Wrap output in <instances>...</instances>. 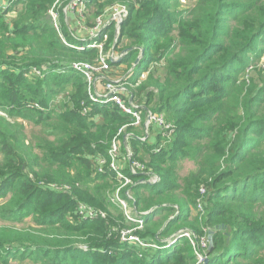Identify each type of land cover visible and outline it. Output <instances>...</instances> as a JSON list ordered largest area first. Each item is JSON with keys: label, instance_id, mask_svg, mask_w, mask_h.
Wrapping results in <instances>:
<instances>
[{"label": "trees", "instance_id": "trees-1", "mask_svg": "<svg viewBox=\"0 0 264 264\" xmlns=\"http://www.w3.org/2000/svg\"><path fill=\"white\" fill-rule=\"evenodd\" d=\"M55 1L9 0L0 8V219L22 222L32 216L38 226L2 227L0 264H10L7 255L19 246L23 255H37L33 264L47 256L50 264H198L199 251L189 238L172 246L165 241L182 229L198 242L207 241L203 254L209 261L203 264H264V67L257 78L247 70L248 55H262L257 43L264 39V14L242 25L256 14V1L197 0L182 7V0H140L130 6L121 27L122 39L130 40L123 48H145L130 80H138L153 63L167 61L134 94L153 112L174 111V133L168 138L152 130L155 140L143 142L135 125L127 127L136 135L130 137L134 158L160 177L156 184L140 183L143 175L128 172L136 182L131 190L138 211L158 206L144 215V230L137 231L157 248L120 239V230L134 225L111 199L120 185L115 173L109 165L104 172L96 166L99 156L110 160L114 137L134 118L113 102L90 100L89 82L73 64L96 63L101 52L62 42L48 18ZM227 13L234 23L226 22ZM111 49L106 46L104 52ZM139 51L128 52L123 61L135 63ZM67 90L68 103L53 108L51 102ZM17 117L34 121L45 136L35 145L27 142L25 125L14 122ZM165 139L169 143L155 151ZM141 148L151 161L139 155ZM180 157L196 161L197 172L182 177ZM52 184L70 189L55 191ZM202 188L204 213L197 209ZM148 201L152 205H145ZM81 202L114 209L120 224L111 217L80 219L75 207ZM96 232L110 239L101 243L93 237ZM81 240L87 250L77 244Z\"/></svg>", "mask_w": 264, "mask_h": 264}, {"label": "built area", "instance_id": "built-area-1", "mask_svg": "<svg viewBox=\"0 0 264 264\" xmlns=\"http://www.w3.org/2000/svg\"><path fill=\"white\" fill-rule=\"evenodd\" d=\"M91 1L92 0H56L52 8H50L48 11L49 19L51 20L54 28L59 33V36L64 44L78 50H85L86 48L93 47L100 50V57L96 63L91 64L78 62L73 64V68L77 71L85 72L89 80H92V75L90 76L88 70H99V75L104 78L105 74H107V71L110 68L112 60L110 56L111 53H103L105 42L108 38V34L106 33L107 26L112 22H115V27L119 31L121 26L120 24L128 15V8L123 5H113L103 11L97 17L96 23H94L92 26H89L83 21V18ZM64 28L68 30L70 33L69 35H67V32L64 30ZM74 30H76V32ZM112 53L114 54V52ZM114 58H117V56ZM155 65L156 64H152L149 69L144 71L138 80L147 78ZM34 72L41 74V70L36 67L34 68ZM129 74L130 76L133 75L134 71H130L128 75ZM105 80L108 82V88L103 92L93 89V86L91 85L92 82H90L89 96L91 101L101 104L113 102L134 118V121L131 125H135L137 127L140 124H143L145 132L142 134V136H137L143 142L148 139L147 137L150 134L149 132L151 130V126L152 130L155 129V127L160 128L164 132V135L168 138L172 136L175 131V126L171 122H168V120L165 118V114L153 112L147 108L144 102L139 101V98L135 96L134 92H130L122 85V83H119L120 80ZM143 109L146 110L145 117L143 116ZM88 112H90V109L88 106H85L83 109V114H87ZM125 128V125L122 126L112 141V145L109 148L110 160L108 161L106 158L99 156L100 158L97 160L99 163H97L96 168L99 172H104L105 166L109 164L110 169L117 174V178L121 182V185L115 189L111 199L120 208L124 209L123 212L126 221L134 225L130 227H124L120 230L121 241L125 243H136L138 246L143 248H157L158 246L155 243L144 241L137 233V230H140V228L144 227L145 225V212H139L135 206L134 208L132 206H128V199L122 193V190H124V188L128 185L131 184V186H134L136 184V182L131 181L128 176L123 175L122 169L124 166H121L118 161V159L122 156L119 137L123 134ZM126 135L136 136L133 132L126 133ZM161 147H163V145L157 148L156 151H160ZM127 156L129 159L133 157V153L130 151V149H128ZM130 172L135 175L139 174L144 176V178L139 180L140 183L147 182L149 184H156L160 180L158 174L148 171L146 164L139 161L138 159L134 162H131ZM122 180L124 181L122 182ZM51 188L55 191L70 189L68 185L62 186L58 184H52ZM201 191L205 192V189L202 188ZM126 195L132 199L131 195L128 193H126ZM133 205H135V203ZM199 205L201 204L199 203ZM76 215L80 219L86 221L107 219L104 211L96 209L83 202L78 204ZM116 228H114L113 231L119 230L118 227ZM181 237H187L193 242L191 238V232L186 229H182L180 230L179 235H176L170 242H168V246L175 244L176 241ZM200 260H203L202 256H200Z\"/></svg>", "mask_w": 264, "mask_h": 264}, {"label": "rangeland", "instance_id": "rangeland-1", "mask_svg": "<svg viewBox=\"0 0 264 264\" xmlns=\"http://www.w3.org/2000/svg\"><path fill=\"white\" fill-rule=\"evenodd\" d=\"M139 1L140 0H103L102 2H99V3L94 4L92 6L88 5V8H87L86 13H85L84 18H83V21L85 23H87L89 26H92L94 23H96V19L102 13V11H105L106 9H108L109 7H111L113 5H123L126 8H128L127 9L128 10V15L126 16V18H124L123 22L120 24L121 26H120L119 31L115 27L116 26L115 22H112L111 24H109L107 26L106 33L108 34V38L106 39V45L104 46V49H105L106 46H109V45L112 47L111 52H110L111 53L110 56H111V58L113 57L114 60H111V62L114 63V64L110 65V68L108 69L107 74H105L104 78H102V76L99 75L100 74L99 70H90V71L88 70L90 76L92 75V80H89V78L85 74V72L78 71L79 74H82L84 79L89 82V84H90V82H92L91 85L93 86V89H95L97 91L103 92L104 90H106L108 88V84H107L108 82H106V80H105V79H107V81L120 80L119 83H122V85L127 90H129L130 92H134L135 93L136 87L139 84H141L142 82H144L149 77V75L151 73H154L156 71L155 69L157 67L159 69H161V72H162L164 70L166 64H167L166 60H162L161 62H158V64H157V62L153 63V64H156V66L151 70V72H150V74L148 75L147 78L136 80V81L130 80L131 79V77H130L131 73L129 75H128V73L130 71L132 72V67L134 65V62H132V64H131V63H128L126 61L125 62L123 61L124 58L128 55V53L123 55V52L125 50V48H123V47L130 40L128 39V37H124L122 39L121 27L123 26L125 20L129 17L130 6H132L134 4L137 5ZM196 1L197 0H182V7L193 5L194 3H196ZM255 1H256V4L254 6V10H257L256 14H254L253 17L251 15L249 17V19L244 20V23L242 25H247L248 26V25H250L251 21H257V20L254 19V17H256L257 19L262 18L263 14H264V0H260V1L259 0H255ZM8 4H9V0H0V8H1V6H7ZM52 6L53 5H51L50 8H52ZM227 14H228L227 15L228 19H230L229 13H227ZM9 15H10L11 18H13L15 16L14 11L13 10L10 11ZM48 18H49V16H48ZM230 21H231V19L226 21V22L229 23ZM234 22L235 21H231V23H234ZM64 30H67V29L64 28ZM74 31L76 32V30H74ZM119 32H120V35H119ZM115 42H118V45L115 46V44H116ZM120 42H122V43H120ZM257 45H259L262 48V50L259 51V53H262V55L257 58V56L255 55V52L250 53V55H248V57H249L248 61L250 62L251 65L247 69V70H251L252 69V72H251L250 75H252V76H254L256 78H257V71H259V67L260 66L264 67V39L259 40ZM117 47L119 49H115ZM130 48H132V47H130ZM137 48L140 50L141 47L139 46ZM112 52H114V54ZM103 53H104V51H103ZM139 54H140V51H139ZM115 56H117V58H114ZM82 63H87V62H82ZM34 68H32L31 70L34 71ZM56 72L62 73L63 71L62 70H57ZM134 75H135V73L133 74V76ZM157 75H158V73H157ZM68 92H70V90L69 91L67 90L66 92L61 93L57 98H55L51 102V106L53 108H57V110L58 109L60 110V109L64 108V106L66 105V103H68V100H69L68 97H67V93ZM148 105L151 106L152 104L150 103ZM39 108L42 109L41 105L39 106ZM173 112L174 111L167 110L165 113H163V114H165V118L168 120V122H171V121L173 123L175 122L174 118L172 116ZM2 114H4V113H2ZM14 122H18L19 124H24L25 125V134H26L25 136L27 138V142L33 141V144L35 145V143L37 142V140L40 137L45 136L44 135V131H42L41 126L36 125V123L34 121L23 119L21 117H17V118H15ZM130 124H132V123L125 124V126H126L125 131L119 137V144H120L122 156L118 159V161L121 164V166L125 167V168L123 167V169H122L123 175L124 176L125 175L128 176L131 181L135 182L134 179L131 178L128 175V172L130 173V170H131V162H134V161L137 160V159L134 158V155H133V157L131 159H129L128 156H127L128 149H130V151L132 153H133V150H134V149H132V146L130 145V137L131 136L130 135H126V133H129V132H127V127ZM151 127H150L151 130L149 132L150 134H149V136L147 138H150V140L154 141L155 140V136L153 135V131L156 130V132H157L158 130H161V129L157 127L155 129H153V131H152ZM137 129H138V134H139L138 136H142V134L145 132V128H144L143 124H140L139 126H137ZM131 132H134V131L132 130ZM122 136H123V139H122ZM168 141L169 140L165 139L162 142L161 145H163V146L167 145L169 143ZM155 151H156V149H155ZM139 155L142 156L148 162L151 161L149 153L144 148H141V150L139 152ZM139 161H141V160H139ZM107 165H109V164H107ZM177 166H178L177 167V171L180 173V175L182 177H186V176L190 175L193 172H197V170H198V165H197L196 161L191 160L188 157H180L178 159ZM151 172L155 173L154 171H151ZM136 175H139V174H136ZM109 176L112 177L113 174H111ZM111 177H108V178H111ZM115 177L117 178V174L116 173H115ZM140 179H138V180H140ZM123 181L124 180H122V182ZM117 182L120 183V185H121V182L118 179H117ZM118 183H116V184H118ZM181 183H184L183 180L181 181ZM126 193H128L129 195L132 196V199H130L128 196L126 197L128 199V206H130V207L132 206L134 208L135 205H133V204L134 203L136 204V199H135L134 194H133V192L131 190V184L127 186ZM205 195H206V190H205V192L201 191L200 198L198 199V202H200L201 205L198 204L197 205V209L201 210L202 213H204V207H205L204 197H205ZM156 200H159V199H156ZM78 204L75 207V212L77 210ZM145 205H152V203L150 201H148ZM156 207H158V206L157 205L156 206H152L151 209L152 208H156ZM135 208L137 209V206H135ZM109 209H110V207H109ZM119 209L122 212L124 211L123 208H119ZM197 209H194V210H197ZM103 211H104V213H105L107 218L111 217L112 219L117 221L116 223H118V225L120 224L119 220L116 219V217L118 216V213L114 209H112V210H107V209L104 210L103 209ZM144 212H146V211H144ZM198 212L196 214H198ZM173 217H174V215L170 216L169 219L167 220V222H169V220L172 219ZM5 226H14V227L21 228V229L29 228V226H35L36 228L38 227L36 225V223H35V221H34L32 216L27 217L22 222H6V221H2L0 219V230L2 229V227L5 228ZM113 227H115V226H113ZM140 230H144V227L140 228ZM137 231H139V230H137ZM209 234H210V232H209ZM110 235H112V232L109 233V236ZM44 236H46V235H44ZM93 237L98 239L99 242H101V243L106 242L108 239H110V237H108L107 234L104 237V235H101V233H98V232L93 233ZM191 238L193 240V242L190 240L191 243L199 251V252H197L198 256H199L198 264H202L203 260H205L207 258V255L203 254V251H206L207 247H208L207 241L203 240L202 242H200V241L198 242L195 239L194 234L192 232H191ZM77 244H79V246L83 250H87V248H88L87 245H86L88 243L83 241V240L78 241ZM19 245L20 244H18L16 246H19ZM4 250H5V247H3V252H4ZM21 250H22V247L20 249V246H19L18 249H15L13 251V253H11L10 255H7L10 258V264H33L32 261L34 260V258L37 255H35V256H31V255L25 256L22 253H20ZM68 252H71V251H68ZM40 254H42V253H40ZM200 256H202L203 260H200ZM61 261L65 262V257H62ZM50 262H51V256H47V257H42L40 262H38V264H50ZM68 262L69 263H73L74 262V257L70 258L68 260Z\"/></svg>", "mask_w": 264, "mask_h": 264}, {"label": "water", "instance_id": "water-1", "mask_svg": "<svg viewBox=\"0 0 264 264\" xmlns=\"http://www.w3.org/2000/svg\"><path fill=\"white\" fill-rule=\"evenodd\" d=\"M119 35H120V32H119ZM115 43H116L115 46L118 45V42H115ZM135 49H138V48H137V47L127 48V49L124 50L123 55H124V54H127L128 52L133 51V50H135ZM144 53H145V48H144V47H141V48H140V54H139V56L137 57V59H136L134 65H133V67H132V71H134L135 68L139 65V63L141 62L142 58L144 57ZM112 60H114L113 57H112ZM135 206H136V204H135ZM178 209H179V208H178ZM152 210H153V209H150V210L146 211L145 214L150 213V211H152ZM213 233H214L213 231H210V234H209V239H210V241H211V243H210V248L212 247ZM179 234H180V231H178V232H176L175 234L171 235V236L168 237L165 241H166V242H170V241H171L176 235H179ZM208 261H209V258H206V259L204 260L203 263H206V262H208Z\"/></svg>", "mask_w": 264, "mask_h": 264}, {"label": "crops", "instance_id": "crops-1", "mask_svg": "<svg viewBox=\"0 0 264 264\" xmlns=\"http://www.w3.org/2000/svg\"><path fill=\"white\" fill-rule=\"evenodd\" d=\"M155 128H157V127H155Z\"/></svg>", "mask_w": 264, "mask_h": 264}]
</instances>
